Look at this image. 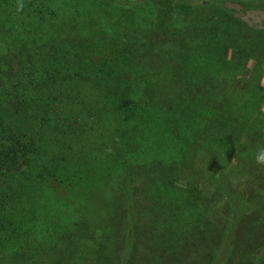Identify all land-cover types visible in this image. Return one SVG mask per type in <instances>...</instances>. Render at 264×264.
<instances>
[{
	"label": "trees",
	"instance_id": "16d2710c",
	"mask_svg": "<svg viewBox=\"0 0 264 264\" xmlns=\"http://www.w3.org/2000/svg\"><path fill=\"white\" fill-rule=\"evenodd\" d=\"M139 22H127L124 32L116 29L111 34L104 69H100L111 110L130 134L126 140L119 130L109 146L102 130L87 129L82 117L71 121L67 109L52 97L59 58L68 73L70 65L77 63L79 69L72 76L77 83L85 45L59 57L53 56L55 48L36 56L42 46L49 45L50 36L43 31L47 24L41 30L44 34H20L17 47L12 46L16 51L9 48L3 55L7 61L15 56L22 63L15 77L4 76L0 81V248L26 238H45L36 230L34 216L26 212L27 199L20 192L23 185H18L42 180L57 191L74 193L81 198L80 204H88L93 192L105 189V196L98 198L96 207L92 202L95 208L91 209L112 223L110 228L102 227L104 240L109 237L107 245L112 243L114 248L107 251L110 255L101 249L103 232L83 242L70 227L44 247L51 252L49 262L53 253L79 247L81 241L93 247L83 255L85 264H189L187 257L203 243L209 248L205 261L192 264H229L237 252L242 264H264V163L256 159L264 149V112L247 124L239 112L223 114L221 105L229 95L226 81L232 78L235 58L219 54L228 45L234 55L242 52L259 65L264 63V44H258L257 37L264 40V36L247 33L235 38L237 30L215 22L153 30L150 26L143 33ZM160 60L168 61L170 68ZM129 72L138 77L134 83ZM67 85L77 91L72 83ZM91 87L99 90L96 83ZM158 97L166 99L156 101ZM134 123L135 130L130 129ZM137 133L150 152L146 162L131 164L138 182L130 168L125 169L126 153L138 146ZM200 137L203 143H197ZM100 164L109 174L100 184L93 183L89 179ZM178 176L184 187L176 183ZM195 178L209 184L212 194L223 200L217 224L214 229L207 226L203 234L198 226L204 203L195 199ZM91 184L97 186L92 193L88 191ZM148 212L159 215L161 221L150 216L147 225L141 217ZM141 235L152 243L143 260L134 255ZM117 248L122 249L121 256L115 258ZM73 260L70 264H76Z\"/></svg>",
	"mask_w": 264,
	"mask_h": 264
},
{
	"label": "rangeland",
	"instance_id": "374dc122",
	"mask_svg": "<svg viewBox=\"0 0 264 264\" xmlns=\"http://www.w3.org/2000/svg\"><path fill=\"white\" fill-rule=\"evenodd\" d=\"M55 1L48 3L47 0H0V81L5 79L4 76L15 77L14 74L22 63V60L15 56L9 61L2 58L3 55L8 53L9 48L15 50L18 38L21 37L20 34L25 37L37 36L39 33L44 34V32H41L42 27L47 24L50 25L43 30L47 31L45 35L50 36L46 42L49 45L47 47L42 46L36 56H43V52H50L51 49L55 48L53 56L59 57L58 55L64 51L66 52V50L67 52L69 50L73 52V49H79L80 44L85 45V54L82 57L83 72L81 71V79L77 80V83L72 77L76 72L75 69H79L77 63L70 65V73H68L65 71L64 60L59 58V63L56 64L54 85L52 86V97H57V100L67 109L71 121L74 122L76 118L82 117L87 129L94 127L96 132L102 130L107 140L105 143L108 146L113 145L112 143L119 134V130H122L121 137L126 140L130 139V134L126 133L128 127L121 126L115 117V112L111 110L108 88L106 89L103 85V73L100 72L101 67L103 68L104 58L108 53L107 50L110 48L109 38L116 29L124 32L127 22H134V20H141L139 31L143 33H147L150 26V29L153 30L162 29L161 27L177 28L181 25H206L209 22H215L223 27L237 30V32H234L235 38H240L247 33L264 36V0ZM75 11H77V14L73 18L72 15ZM39 22H42L40 26L38 25ZM160 23L163 24L159 26ZM57 24H60V26ZM231 34H233V31H231ZM57 37H60V39L57 40ZM257 38L259 40L258 44L263 45L264 40ZM222 42L225 46L224 40ZM59 43L61 44L59 45ZM14 45H16L15 48L12 47ZM195 51L193 52H198V50ZM219 54L224 58L226 56V59L235 58L233 59L234 65H232L231 76H229L232 78L226 81V86L229 87V89L227 87L229 95L224 97V103L222 102L221 105L222 112L223 114L226 113L225 116L239 112L242 115L241 121L243 124L251 123L260 114V111L264 112V63L254 65L253 61H248L245 55L242 56V52L234 55L228 45L222 48ZM132 61L137 64L135 60L130 59V63ZM160 63L165 68H170L167 64L168 61L160 60ZM129 77L133 83L136 79L138 80V77L134 76L132 72H129ZM67 83H72L79 93L72 91ZM93 83H96L99 87L96 92L91 87ZM249 94H251L253 100L249 98ZM138 98L140 99V97ZM165 99V97H158L156 101H164ZM202 113L205 115L206 112L202 111ZM136 126L137 123H134L130 129L135 130ZM243 127L240 125V128ZM201 140H203V137H200L197 143H203ZM137 141L138 146H133L126 153V171L132 163L138 165L149 159L150 152L146 145L140 144L139 133H137ZM130 169L129 173L138 182L134 171H132V168ZM108 174V169H103L102 164H100L94 167V176L89 180L100 184L99 181H104ZM179 180L180 177L178 176L176 183L184 187V181L181 183ZM231 180L234 181L235 178L232 177ZM240 184L242 185V183ZM18 185H23L20 192L27 199H25L27 203L24 205L28 209L26 212H29L30 216H34L36 230L42 232L45 238L42 237L38 240L26 238L21 242L9 243L10 245L0 248V264H70L72 259L76 261V264H85V256L83 255L87 249L93 248L91 244H82L80 241L79 247L65 251L58 250L55 255L53 253L54 257L50 262L49 254L51 252L44 250V247H48L46 245L48 242L51 243L56 240V234L65 231V228L76 229V234L81 235L80 240L82 239L83 242L101 234L103 232L102 227L105 225H109L108 228H110L111 219L106 221L107 218L101 217L99 211L96 210L95 212L91 209L96 207L99 197L105 196V189L101 190L103 187L100 189L101 191L97 189L98 191L96 190L92 194V201L88 204H80L81 198H76L74 193L63 189L57 191L49 181H22L18 182ZM96 187L95 184H91L88 186V191L92 193ZM192 190L196 195L195 199L204 203L201 214L202 221L198 226L199 232L203 234L207 226L214 229L213 224H217V218L223 211V200L221 196L212 194L214 188L212 189L209 184L199 178L193 180ZM92 202L95 207L92 206ZM74 205L75 209H73ZM150 216H153L156 221L157 219L161 221L159 215H154L151 212H148L141 219L143 218L142 221L149 225ZM85 217H90V219L82 220ZM74 221H76L75 228L72 224ZM105 235L106 233L103 232L100 237L101 249L110 255L107 251L112 249L114 252V248L112 243L110 246L107 245L110 243V239L108 237L107 240H104ZM151 245L149 239L141 235L138 237L134 255L138 259H146ZM121 250L118 249L115 252V258L121 256ZM208 252L207 244L203 243L200 247L195 248L193 253L187 257V260L189 264L197 261L203 263L205 253ZM186 255L189 254L186 253ZM131 263L133 264V262ZM242 263L243 258L237 252L229 264Z\"/></svg>",
	"mask_w": 264,
	"mask_h": 264
},
{
	"label": "clouds",
	"instance_id": "9594fccd",
	"mask_svg": "<svg viewBox=\"0 0 264 264\" xmlns=\"http://www.w3.org/2000/svg\"><path fill=\"white\" fill-rule=\"evenodd\" d=\"M258 163H264V149H261L256 157Z\"/></svg>",
	"mask_w": 264,
	"mask_h": 264
}]
</instances>
